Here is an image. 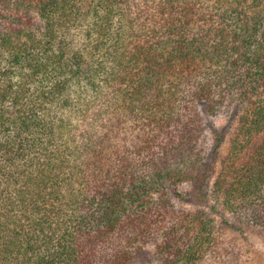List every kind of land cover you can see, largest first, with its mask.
Instances as JSON below:
<instances>
[{
  "label": "trees",
  "instance_id": "1",
  "mask_svg": "<svg viewBox=\"0 0 264 264\" xmlns=\"http://www.w3.org/2000/svg\"><path fill=\"white\" fill-rule=\"evenodd\" d=\"M246 227L264 0H0V264H245Z\"/></svg>",
  "mask_w": 264,
  "mask_h": 264
},
{
  "label": "rangeland",
  "instance_id": "2",
  "mask_svg": "<svg viewBox=\"0 0 264 264\" xmlns=\"http://www.w3.org/2000/svg\"><path fill=\"white\" fill-rule=\"evenodd\" d=\"M217 122H221V119H217ZM223 240H226V245L235 247L236 249L244 248L247 251L245 264H264V232H261L255 228L246 227L244 235L247 236V242L242 240L241 235L237 232H232L228 228H224L220 231ZM148 249L150 247H147ZM241 251V250H240ZM243 253V251H241ZM149 259H134L130 264H161L158 261H151L153 257Z\"/></svg>",
  "mask_w": 264,
  "mask_h": 264
}]
</instances>
